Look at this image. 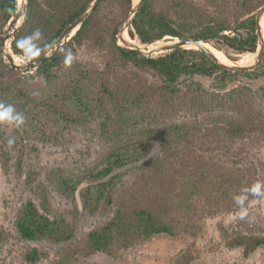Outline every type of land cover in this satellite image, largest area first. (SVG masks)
I'll return each instance as SVG.
<instances>
[{
    "label": "trees",
    "instance_id": "obj_1",
    "mask_svg": "<svg viewBox=\"0 0 264 264\" xmlns=\"http://www.w3.org/2000/svg\"><path fill=\"white\" fill-rule=\"evenodd\" d=\"M87 2L28 0L11 42L13 52L19 55L16 41L36 29L43 34L41 46L53 45ZM131 6L132 0H97L70 42L34 73L11 68L0 52V101L14 105L26 121L20 129L12 127L11 135L0 129V165L9 172L15 159L18 174L33 188L39 202L28 199L14 224L29 243L62 246L50 264H80L100 253L117 258L158 235L198 236L208 217L236 209L233 197L264 181V162L250 153L264 142V105L259 103L264 97L244 85L232 86L239 77L264 76V57L251 71L231 72L197 49L146 55L125 48L116 33ZM263 6L264 0H144L129 33L143 44L191 38L226 56L228 51L254 54L256 16ZM16 11V0H0V47ZM84 44L97 49L101 66L74 61L64 67L63 50ZM195 78L212 85L205 88ZM72 130L103 143L98 166L81 174L51 169L47 181L63 196H74L86 183L84 209L110 212L106 222L80 240L74 222L52 214L45 182L26 168L30 131L58 146ZM9 139H15L11 148ZM130 165L138 169L135 176L119 181L117 171ZM226 245L249 257L264 248V233H237ZM49 256L34 245L22 254L29 264ZM192 261L184 252L175 264Z\"/></svg>",
    "mask_w": 264,
    "mask_h": 264
},
{
    "label": "rangeland",
    "instance_id": "obj_2",
    "mask_svg": "<svg viewBox=\"0 0 264 264\" xmlns=\"http://www.w3.org/2000/svg\"><path fill=\"white\" fill-rule=\"evenodd\" d=\"M195 1L202 3L203 0ZM9 22L5 26L4 32ZM135 38L137 41L134 42H140L137 37ZM168 40L174 39L166 37L162 41ZM210 45L212 48H207L211 52L220 59H225L228 63L235 65H247L255 56V53L237 54L232 51H228V56H226L212 44ZM71 50L75 57L74 61H80L93 67H100L102 64L101 55L90 44L74 45ZM28 73H34V71ZM141 75L151 82L160 83V80L152 74L141 73ZM194 80L199 81L205 88L212 85L211 80L200 78ZM238 85L249 87L264 97V76L252 80L239 77L232 86ZM259 103L264 105V99L261 98ZM0 129H3L8 135H11L13 130L7 125H0ZM69 133L64 142L56 146L47 141L36 139V135L30 131V137L26 141L28 166L26 168L35 171L38 178L45 182L52 214L64 216L69 221L74 222L77 229L76 238L80 240L91 229L106 222L110 212L90 213L84 209L83 192L87 187L86 183L81 185L74 196H63L52 184L48 183L47 177L51 169L61 168L67 172L81 174L90 168L97 167L103 143L96 137L90 141L86 135L77 130H72ZM250 149L251 156L264 162V142L255 145L254 149L252 147ZM15 164L16 161L13 159L9 172L3 170L0 165V234H2L0 237V264H29L23 260L22 254L31 245L44 248L50 254L48 258L38 264H50L56 259V254L62 246L48 242L29 243L21 238L15 228L14 217L17 210L28 199L39 202L33 188L27 185L18 174ZM137 171L135 165L118 170L117 173L121 174L119 181L121 179L130 181ZM246 206L249 215L243 220L238 216L239 207L230 212L208 217L204 221L202 233L198 236L170 237L158 235L123 251L117 258L100 253L84 259L80 264H175L177 257L184 252H188L192 256L191 264H264V248L257 250L249 257H245L242 249H230L226 245L227 239L237 233H264V196L248 200Z\"/></svg>",
    "mask_w": 264,
    "mask_h": 264
},
{
    "label": "water",
    "instance_id": "obj_3",
    "mask_svg": "<svg viewBox=\"0 0 264 264\" xmlns=\"http://www.w3.org/2000/svg\"><path fill=\"white\" fill-rule=\"evenodd\" d=\"M17 1V11L15 16L10 20L7 29L4 32V35L1 39V47L0 52L1 56L4 60L10 65L11 68L17 70L21 73H28L37 70L39 67L43 66L46 62L51 61L53 58L57 56V54L61 51V49L70 42L73 36L76 35L78 30L81 28L83 21L90 14L92 9L94 8L97 0H88L86 6L82 10V12L75 18L71 24H69L60 37L54 42V48L52 49V54L50 55H42L37 58L38 62L36 66L32 64H22L17 63L15 57L16 55L11 47V42L15 38L20 26L22 25L28 7V0H22L21 5H19ZM144 0H132V6L118 27L116 38L119 42V45H122L125 48L137 50L146 55L160 54L166 53L177 49H197L203 51L208 57H210L219 67L231 71V72H241V71H250L256 68L262 61L264 57V30L261 22L264 17V6L259 10L256 16L257 22V35H258V48L255 52V56L252 61L247 65H235L231 63L222 62L211 50H209L205 45L207 42H203L197 39H178L172 38L174 40L168 41H155L153 43L136 44L133 42V39L129 33V28L131 27V23L135 15L138 13L140 8L143 5ZM11 31V33H9ZM7 43L9 44L10 50H7ZM210 44V43H209ZM153 47V48H152ZM214 47V46H213Z\"/></svg>",
    "mask_w": 264,
    "mask_h": 264
},
{
    "label": "clouds",
    "instance_id": "obj_4",
    "mask_svg": "<svg viewBox=\"0 0 264 264\" xmlns=\"http://www.w3.org/2000/svg\"><path fill=\"white\" fill-rule=\"evenodd\" d=\"M43 34L40 29L34 30L30 35L20 38L16 41V48L19 50L17 63L32 64L36 66L37 58L42 54H52L55 47L52 44L41 46ZM63 65L68 68L74 62V55L71 49L63 50ZM25 117L22 113L17 112L14 105L0 101V125H8L16 129H20L25 125ZM15 139H9L7 145L9 148L14 146ZM249 195L253 197L264 196V181H256L249 187H245L242 191L233 197L235 204L239 206L238 216L241 220L248 217L249 212L246 203Z\"/></svg>",
    "mask_w": 264,
    "mask_h": 264
},
{
    "label": "bare ground",
    "instance_id": "obj_5",
    "mask_svg": "<svg viewBox=\"0 0 264 264\" xmlns=\"http://www.w3.org/2000/svg\"><path fill=\"white\" fill-rule=\"evenodd\" d=\"M18 2H19V0H18ZM20 5V4H19ZM261 25L262 26H264V17H263V20H262V22H261ZM133 42H134V40H133ZM134 43H136V44H139L140 45V42H134ZM8 43H7V50L9 49L10 50V47H8ZM206 47H208V48H212V46L208 43V44H206L205 45ZM218 57V56H217ZM219 58V57H218ZM220 59V58H219ZM15 60H17V59H15ZM221 60V59H220ZM222 62H224V63H228L225 59L224 60H221Z\"/></svg>",
    "mask_w": 264,
    "mask_h": 264
}]
</instances>
